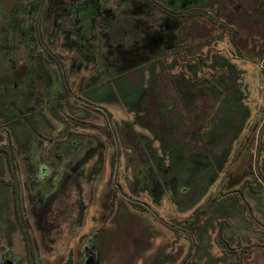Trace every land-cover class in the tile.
<instances>
[{
	"label": "rangeland",
	"instance_id": "rangeland-1",
	"mask_svg": "<svg viewBox=\"0 0 264 264\" xmlns=\"http://www.w3.org/2000/svg\"><path fill=\"white\" fill-rule=\"evenodd\" d=\"M205 1L0 0V264H264V11Z\"/></svg>",
	"mask_w": 264,
	"mask_h": 264
},
{
	"label": "trees",
	"instance_id": "trees-1",
	"mask_svg": "<svg viewBox=\"0 0 264 264\" xmlns=\"http://www.w3.org/2000/svg\"><path fill=\"white\" fill-rule=\"evenodd\" d=\"M200 1V2H199ZM213 1V0H212ZM215 1H221V0H215ZM249 1H251V0H249ZM259 1V3H258V5H256V7H254V9H256L255 10V12L256 13H259V10H261V11H264V8H263V5H264V0H257V2ZM157 4H158V9H160V7H162V11L163 12H165V11H169V12H172V9H170L169 7H165L163 4H161V3H159V2H157ZM201 6H206L207 7V5H206V1L205 0H191V2H190V9H187V10H185V8H184V6L182 5L180 8L178 7V8H175V13L177 14L176 16L177 17H179V18H181V17H183V15H182V13H184V15H186V14H188V12H192V15H202V14H204L205 12H207L206 10L207 9H204V8H201ZM259 6V7H258ZM186 13V14H185ZM217 16H219V19L222 21L220 24L218 23V25L221 27V30H225V25H224V19H225V17H223V16H221V15H217ZM216 19V18H215ZM213 24L214 23H216L215 21H213L212 22ZM237 89V88H236ZM192 93H194V92H192ZM264 126V122L263 123H261V127H263Z\"/></svg>",
	"mask_w": 264,
	"mask_h": 264
},
{
	"label": "flooded vegetation",
	"instance_id": "flooded-vegetation-1",
	"mask_svg": "<svg viewBox=\"0 0 264 264\" xmlns=\"http://www.w3.org/2000/svg\"><path fill=\"white\" fill-rule=\"evenodd\" d=\"M58 1V0H57ZM52 24H53V20L52 21H49V20H41V18H39L38 19V16H34V19H33V22H31L30 23V26H32L34 29H33V31L35 30V32L37 33V35L39 36L40 34L42 35V34H44V32H45V29L46 28H50V26H52ZM40 30H42V31H40ZM19 33H20V35H24V34H27L28 32L26 31V29L25 28H22L20 31H19ZM40 35V36H41ZM44 44H42V46H43ZM13 46H10V49L12 48ZM257 148H258V145H257ZM251 157V156H250ZM250 157H249V159H250ZM248 167L246 166L244 169H243V171H246V169H247ZM252 172V171H251ZM257 176L261 179V181H262V183H264V180H263V178L262 177H260V174H257ZM264 185V184H263ZM244 187L246 188V187H249V185H244ZM252 193H254L255 192V190L254 189H249ZM40 209H42L43 208V206H40L39 207Z\"/></svg>",
	"mask_w": 264,
	"mask_h": 264
}]
</instances>
